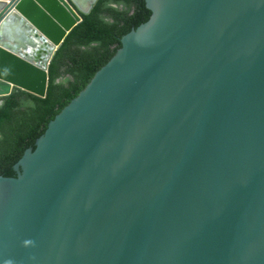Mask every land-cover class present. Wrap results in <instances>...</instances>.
Listing matches in <instances>:
<instances>
[{
    "label": "water",
    "instance_id": "1",
    "mask_svg": "<svg viewBox=\"0 0 264 264\" xmlns=\"http://www.w3.org/2000/svg\"><path fill=\"white\" fill-rule=\"evenodd\" d=\"M97 1L0 0V99ZM146 3L0 177V264H264V0Z\"/></svg>",
    "mask_w": 264,
    "mask_h": 264
},
{
    "label": "trees",
    "instance_id": "2",
    "mask_svg": "<svg viewBox=\"0 0 264 264\" xmlns=\"http://www.w3.org/2000/svg\"><path fill=\"white\" fill-rule=\"evenodd\" d=\"M152 14L146 0H98L53 57L46 97L14 89L0 99V177H18L14 168L25 152Z\"/></svg>",
    "mask_w": 264,
    "mask_h": 264
},
{
    "label": "bare ground",
    "instance_id": "3",
    "mask_svg": "<svg viewBox=\"0 0 264 264\" xmlns=\"http://www.w3.org/2000/svg\"><path fill=\"white\" fill-rule=\"evenodd\" d=\"M91 0H80L81 4L84 5L85 3H89ZM84 3V4H83Z\"/></svg>",
    "mask_w": 264,
    "mask_h": 264
}]
</instances>
